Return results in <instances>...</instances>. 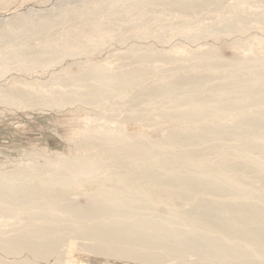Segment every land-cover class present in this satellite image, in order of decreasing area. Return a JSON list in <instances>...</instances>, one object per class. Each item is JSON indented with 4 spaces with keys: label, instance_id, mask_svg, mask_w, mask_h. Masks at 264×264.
<instances>
[{
    "label": "rangeland",
    "instance_id": "1",
    "mask_svg": "<svg viewBox=\"0 0 264 264\" xmlns=\"http://www.w3.org/2000/svg\"><path fill=\"white\" fill-rule=\"evenodd\" d=\"M262 91L264 0H0V243L63 234L55 255L0 257L180 264L80 234L123 217L251 250L253 221L207 211L264 213Z\"/></svg>",
    "mask_w": 264,
    "mask_h": 264
},
{
    "label": "bare ground",
    "instance_id": "2",
    "mask_svg": "<svg viewBox=\"0 0 264 264\" xmlns=\"http://www.w3.org/2000/svg\"><path fill=\"white\" fill-rule=\"evenodd\" d=\"M260 95L263 98L264 91H262ZM254 122L256 121H253L252 124H254ZM258 148L264 151V144L258 146ZM217 179H218L217 181L220 182V184H222L223 186L224 182H222L219 178ZM236 184L238 183L236 182ZM236 184L235 186H237ZM207 212L211 213L213 216H217L220 218H224V219L230 218L231 221L237 224L245 221H253L255 224L251 228H245L243 226L241 227L239 226L240 228H237L236 231L240 235L244 236L248 240V242L253 243L255 246L253 247L251 245L252 246L251 250H249L250 248L244 249L243 247H239L238 244H233L229 241H223L222 239L220 240L216 237H215L216 239L214 237H207L205 234L202 237H200L201 235L198 233L197 234L200 235L198 237L195 236L196 233L194 234V236L189 235L190 233H194L195 231L194 232L190 231L189 234L187 232L188 235H186L182 230L174 229L167 225H159L158 223L157 225L155 222L150 220L137 219L134 221H128L126 219H123L124 217L120 220H115L113 222L92 224L89 228H85V230L81 231L80 234L82 237L89 239H92L90 237H93L100 240H111V242H115L118 244L137 245V248L133 250L124 249L125 255L131 258L132 257L133 258L139 257L143 259L152 258L153 261L155 260L162 261V259L160 258H163L166 255L164 256L162 255V257H159L162 251H159L160 253L157 252L158 249H163L164 251H167L170 254H172L173 262L176 261L179 262L180 264H192L195 261H199L202 264L203 263L204 264H264V213L261 210H259L256 207H252L249 204H233L220 208L211 207L208 209ZM42 229L43 228L38 230L33 229V230H29L26 233L23 232L16 236L10 237L4 242L0 243V248L9 252L11 251L19 252L23 249H28L32 253L42 258H45L53 254L55 255L57 251V247L60 244L61 239L63 238L62 237L63 234H60V232L59 233L57 232L58 234L53 233L52 230L51 232L53 234L51 233L50 235H48L49 231L47 233L46 230L44 229L42 230ZM78 237L80 236H77V238ZM115 246L117 245L107 246V244L103 242L97 243L96 241L95 246L92 247H95V249L99 252L106 254L109 253L111 255V253L117 254L120 252V248H118L119 246L118 247ZM82 261L84 263V260ZM92 261L94 262V260ZM0 264H30V263L27 262V260L8 261L0 257Z\"/></svg>",
    "mask_w": 264,
    "mask_h": 264
}]
</instances>
